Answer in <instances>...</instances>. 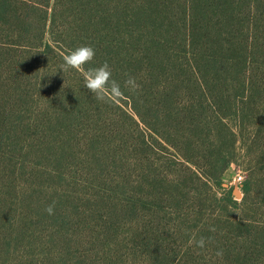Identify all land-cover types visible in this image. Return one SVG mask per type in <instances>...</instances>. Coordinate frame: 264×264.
<instances>
[{"label": "trees", "instance_id": "obj_1", "mask_svg": "<svg viewBox=\"0 0 264 264\" xmlns=\"http://www.w3.org/2000/svg\"><path fill=\"white\" fill-rule=\"evenodd\" d=\"M82 45L95 49L93 66L105 61L110 65L121 98L98 101L84 87L83 74L60 71L63 57ZM128 76L135 77L137 91L124 87ZM33 88L38 93H30ZM36 94L44 102H37L34 117L26 121L28 99L35 100ZM109 104L123 109L137 126L142 123L149 134L137 132L135 146L142 150L141 171L156 196L164 194L158 181L179 186L186 180L207 182L216 202L228 199V193L220 198L212 193L214 186L222 188L223 173L232 161L224 146L227 141L233 147L243 144L256 163L244 181L241 203L233 202L238 213L215 226L219 239H205L211 246L215 239L223 253L224 262L217 264H264V165L257 169L264 163V0H0L2 186L18 179L13 160L26 132L58 127L77 134L83 146L101 143L113 132L111 122L120 123L117 130L125 127ZM43 115L54 123H41ZM125 130L120 146L130 148L127 137L132 136ZM45 132L43 144L51 148ZM206 158L209 167L202 172ZM157 161L163 169L155 167ZM11 187L0 186V196L11 193ZM104 197H98L101 203ZM108 200L111 205L114 198ZM123 200L133 213L153 208L138 193ZM11 203L0 198V264L20 252L12 243L17 235L30 243L24 222L34 219L23 210L21 223L14 225ZM154 245L162 249L158 242L144 240L149 257L143 264H157ZM29 256L26 264H34ZM27 258L21 259L24 264Z\"/></svg>", "mask_w": 264, "mask_h": 264}, {"label": "rangeland", "instance_id": "obj_2", "mask_svg": "<svg viewBox=\"0 0 264 264\" xmlns=\"http://www.w3.org/2000/svg\"><path fill=\"white\" fill-rule=\"evenodd\" d=\"M33 92L38 93L34 88L30 90ZM34 97L35 100L28 99L26 121L34 117L32 111L37 102L39 105L44 102L41 97L36 99L37 94ZM123 103L124 109L131 111V105ZM108 108L121 116L119 121L125 127L117 130L120 123L111 122L113 132L106 133L101 143L91 142L86 147L72 131L63 133L56 127V131L45 132L41 126L36 130L39 134L30 133L34 130L26 132L28 136L18 143V149L14 148L18 150L13 160L18 179L7 186L0 184L3 189L12 186L11 193L0 198L12 202V209H16L11 215L14 225L21 223L19 215L23 210L34 220L24 222L29 227L30 243L17 235L12 243L20 252L6 257L8 264H24L21 259L28 256L26 264L29 255L34 264H143L149 257L145 239L152 244L158 242L162 248L158 250L154 245L158 250L157 264H184L186 259H192L194 264L222 263L223 255L218 256L220 250L215 247L217 241L211 239L215 245L211 246L205 236L219 239L215 226L220 220L237 215L233 202L241 203L243 194H235L234 176L239 169L246 180L249 168L256 163L252 154H247L241 142L234 147L231 141L226 142L224 147L232 152V161L223 173L222 188L214 186L212 191L218 198L228 193L226 200L216 202L207 182L196 184L186 180L179 186L158 181L156 185L164 194L156 196L152 184L145 181L146 173L141 171V158L145 160L142 150L135 146L137 132L145 133L143 124L138 122L137 126L115 105L109 104ZM54 112L55 109L50 110L51 114ZM39 120L44 124L54 123L47 115ZM125 129L132 136L127 137L129 144L132 142L130 148L126 144L120 146L126 138ZM41 132L49 135L51 148L43 144ZM111 141L118 142L110 147ZM171 153L172 149L167 152ZM207 162L206 158L200 164L202 172L209 167L205 165ZM263 165L259 164L257 169ZM156 166L160 170L164 168L159 161ZM133 193L149 198L153 202L152 210L140 208L133 213L129 202L123 200L125 195ZM101 195L105 196L103 203L98 199ZM108 196L114 198L111 205ZM49 206L55 215L46 211ZM201 238L203 248L198 246ZM187 252L191 256H186Z\"/></svg>", "mask_w": 264, "mask_h": 264}, {"label": "clouds", "instance_id": "obj_3", "mask_svg": "<svg viewBox=\"0 0 264 264\" xmlns=\"http://www.w3.org/2000/svg\"><path fill=\"white\" fill-rule=\"evenodd\" d=\"M96 51L90 45H82L74 50H70L64 57L63 63L60 65V71L66 73L74 71L83 74L84 87L90 92L96 100L108 102L116 100L123 96L120 84L113 78L110 65L105 61L100 66H93ZM124 87L129 91L135 92L139 89L135 77L128 76L124 82ZM46 211L52 214V207L49 206ZM200 248L204 247L203 238L198 241ZM222 256V252L217 253Z\"/></svg>", "mask_w": 264, "mask_h": 264}, {"label": "built area", "instance_id": "obj_4", "mask_svg": "<svg viewBox=\"0 0 264 264\" xmlns=\"http://www.w3.org/2000/svg\"><path fill=\"white\" fill-rule=\"evenodd\" d=\"M244 181H245V176L243 171L237 170L236 174L234 176V188L238 191L239 195L242 196L243 194V187H244Z\"/></svg>", "mask_w": 264, "mask_h": 264}, {"label": "water", "instance_id": "obj_5", "mask_svg": "<svg viewBox=\"0 0 264 264\" xmlns=\"http://www.w3.org/2000/svg\"><path fill=\"white\" fill-rule=\"evenodd\" d=\"M234 191H235V194H236V195H239V193H238V191H237L236 189H234Z\"/></svg>", "mask_w": 264, "mask_h": 264}]
</instances>
